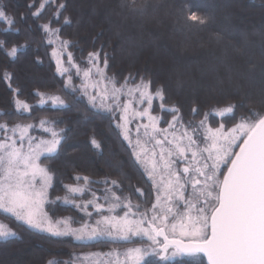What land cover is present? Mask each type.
<instances>
[{
    "label": "trees",
    "instance_id": "obj_1",
    "mask_svg": "<svg viewBox=\"0 0 264 264\" xmlns=\"http://www.w3.org/2000/svg\"><path fill=\"white\" fill-rule=\"evenodd\" d=\"M0 3L9 17L15 19L11 26L0 21V40L6 41V46L0 49V123L12 126L44 119L59 130L61 143L57 151L41 159L55 175L51 187L53 199L67 192V184H78L87 185L85 198L93 197V191L105 189L122 199L127 197L133 206L148 208L155 191L132 146L117 127L118 112L92 107L74 72V80L77 79L73 88L77 87L82 94L67 87L65 76L57 71L53 44L49 43L43 25L58 30V36L69 42V51L81 65H87L89 53H97L101 65L105 67L107 63V77L117 85L131 74L136 83L141 77L151 81L152 92L163 89L166 99H155L153 109L160 115L163 127L172 120L169 109L173 106L179 108V115L187 124L198 122L203 112L213 106L239 104L242 96L237 94L238 88L241 93H251L245 104L252 107L264 92V0H149L151 6L144 15L121 8V0H0ZM41 3L44 8H40ZM61 3L66 7L60 8ZM189 10L206 17L205 24L186 20ZM37 12L39 15H33ZM13 46L18 51L15 57H10L7 52ZM227 69H231V81ZM5 73L11 78L6 79ZM38 93L60 96L66 103L39 104ZM16 99L26 102L29 110H17ZM193 107H198L201 115L194 116L190 111ZM245 111L239 110L237 119ZM221 119L212 116L209 123L217 126L213 121ZM93 138L100 148L92 145ZM77 176H86L89 182L77 181ZM113 180L117 181L115 185ZM108 203L109 200L105 202ZM48 210L54 218L70 214L75 223L84 220L80 210L71 204L53 200ZM0 217L18 232L0 239V254L4 252L10 260L8 264H47L51 259L65 264L75 252L107 250L141 241L80 242L35 230L2 211ZM200 260L207 264L203 256ZM144 264H197V258L184 255L162 261L152 256Z\"/></svg>",
    "mask_w": 264,
    "mask_h": 264
},
{
    "label": "snow or ice",
    "instance_id": "obj_2",
    "mask_svg": "<svg viewBox=\"0 0 264 264\" xmlns=\"http://www.w3.org/2000/svg\"><path fill=\"white\" fill-rule=\"evenodd\" d=\"M150 6L149 0H121L120 3L121 8H127L134 15H144ZM44 7L45 4L41 3L40 8ZM59 7L63 9L66 6L61 3ZM180 11L183 13L184 9L181 8ZM33 15H39V12ZM186 20L203 25L206 17L189 10ZM0 21L9 26L15 23L2 3ZM68 22L65 20V23ZM42 27L50 37L57 35L58 30L52 29L49 24ZM216 38L219 40L221 37L217 34ZM53 42L49 39V43ZM68 44V41L61 40L60 52L53 50L52 53L57 60V71L61 73L67 71L63 68L60 55ZM5 46L6 41L0 40V49ZM17 51V47L13 46L7 55L15 57ZM97 57V53H89V60L96 67V74L107 80L112 87L109 89L105 86L102 94L92 95L88 92L89 84L85 82L82 84L83 93L88 96L94 108L99 100L100 108L112 113L122 110L119 119L123 123L117 124V127L123 130L124 139L129 140L130 144L128 123L132 101L147 104L142 111L133 110L132 115L147 117L149 123L143 125L144 135L161 146V163L155 159V152L149 157L139 138L134 145V155L145 164L156 191L155 202L144 211H139L141 206L137 204V211L134 212L127 197L122 199L113 193L111 198L105 196L109 200L106 211L110 215H103L104 204L94 205L102 215V219L96 220L95 226L85 223L80 228H73L68 219L52 220L39 211L52 181L50 170L41 163V156L57 151L61 143L60 134L55 129H45L50 132L51 139L37 140L29 135V129L33 127L31 124L16 123L9 127L7 123H0V132L4 133L0 137V211L23 221L31 228L50 232L55 236L72 235L78 240L108 236L123 241L132 237L146 238L147 243L129 248L122 254L108 253L109 256L115 254V264H144L149 255L158 256L162 261L188 255L196 257L197 264H203L201 254L206 257L207 264H264V92L254 101L256 106L252 107L245 104L251 98V93H241L238 88L237 94L242 96L239 104L213 106L209 111L203 112V117L198 122L188 121L186 125L179 115V108L173 106L169 109L172 113L169 129H173L172 139H169L168 129H159L158 118L150 111L154 96L161 101L166 99L163 89L157 88L153 93L150 91L151 81L141 77L140 82L136 83L131 74L117 87L116 82L96 65ZM68 60H72L71 53L68 54ZM227 71L231 81V69ZM83 75L85 81L89 80L91 69L85 70ZM5 78L11 77L5 73ZM99 83L97 81L91 86L97 87ZM129 84L133 86L129 87ZM125 90L131 99L121 104L120 95ZM38 95L43 104L44 94ZM109 98L111 103H108ZM50 99L53 104H64L59 96H52ZM15 105L17 110L25 112L30 108L20 99L15 100ZM160 107L163 110L164 104ZM241 109L246 111L237 119L236 113ZM190 111L194 116L201 115L198 107H193ZM212 116L223 119L213 121L217 126H212L209 123ZM44 123L45 121H41V125ZM177 124L183 128L179 136L175 132ZM149 128L151 132L148 131ZM9 132L11 135H8ZM161 133L164 134L163 139H156V135ZM91 143L100 148L95 138ZM165 144L168 145L167 148L163 147ZM181 163L182 169L178 167ZM75 179L89 182L86 176H77ZM116 183L117 181H112V184ZM66 187L70 194H83L86 191L78 184ZM93 198L97 199L95 193ZM90 203L92 201L76 206L86 210ZM124 208L127 211L120 215L117 209ZM88 215L90 217L91 213ZM14 235L11 228L0 222V238L7 239ZM48 264L58 262L50 260Z\"/></svg>",
    "mask_w": 264,
    "mask_h": 264
},
{
    "label": "rangeland",
    "instance_id": "obj_3",
    "mask_svg": "<svg viewBox=\"0 0 264 264\" xmlns=\"http://www.w3.org/2000/svg\"><path fill=\"white\" fill-rule=\"evenodd\" d=\"M47 34H48V40L52 39L54 41L52 43L53 44V50H56L57 52H60L61 40L62 39L58 36V34L56 36H53V37H50L48 32H47ZM69 53H71V52L69 51L68 46H67V48L64 49L62 54L60 55V59H61V61L63 63V68L67 69L66 72H63V73L60 72V73L65 76L66 81H67L66 85H67V87L69 89H71L73 91H79L77 87L73 88V83L76 81L77 78H75V80H74V76L72 75V72H74V74H76L78 76V78H79L78 79L79 88L81 89L82 92H83L82 84L85 83V82L89 84L88 92L90 94H92V95H96L97 93H101L102 94L105 86H107L109 89H111L112 85L109 84L107 80L102 79L100 76H98L96 74V67L93 66V63L89 60V58H88L87 65L83 66V65H81L79 62H77L74 59L72 54H71L72 60L69 61L68 60V54ZM54 58H55V61H56V64H57L56 57H54ZM99 60L100 59H99V56H98L96 61H95V63L100 69L103 70L104 74L107 76V74L105 72V67L103 65H101ZM87 69H91V78L89 80L85 81L83 73ZM97 81H100L99 85L97 87H92L91 85L95 84ZM116 86L120 87V85H117V84H116ZM128 86L132 87L133 85L129 84ZM150 91H151V89H150ZM43 94H44V101H45L44 103L51 102V105H53V106L58 105V104H53L51 99H50V97L57 96V95L45 94V93H43ZM136 96L138 97V93L136 94ZM86 97L88 98V96H86ZM61 99L64 101V104H65L66 101L63 98H61ZM130 99L131 98L129 96H127V94H126V90H125L124 93H122L120 95V103L121 104L127 103ZM155 99H158L160 101L159 98L154 96L152 107H151V110H150L151 114L158 118L157 127L159 129H168V138L172 139L171 133L173 132V129H169V124L167 126H165V127L161 126L160 125V120H161L160 115L156 114L153 111ZM111 102H112L111 98H109L108 103H111ZM39 104H41L40 101H39ZM145 107H147L146 103L145 104H139V103H137L136 100L132 101L130 114H129V123H128L129 137L131 139V144L129 143V140H127V141L132 146L133 151H134V145L136 144L137 138H139L141 140V143L143 144V146L147 149L149 157H151L152 153L155 152L156 153L155 159L157 160L158 163H161L159 161V153H160L161 146L156 145L155 140H151L149 137H146L144 135L145 129L143 128V125L149 123L147 117H140V116L132 115V111L133 110L142 111ZM97 108H100L99 107V100L97 101ZM105 110H107V109H105ZM116 112H118V115L120 117V115L122 113V110H117ZM114 114H116V113H114ZM41 121H45V123L43 125H41ZM121 123H123V121H121L118 118V124H121ZM20 124H23V123H20ZM27 124L33 125V127L29 129V135L31 137L36 138L37 140L51 139L50 132L45 131V129H55L60 134L59 130H57L54 126L50 125L44 119L40 120L38 123H27ZM184 124L186 125V123H184ZM9 127H11V126H9ZM137 127H139V133H137ZM182 130H183L182 126L180 124H177L176 125V129H175L176 135L179 136L180 133L182 132ZM121 131H122V134H123V130L122 129H121ZM148 131L151 132V129L149 128ZM3 135H4V133L0 132V137H3ZM8 135H11V132H9ZM163 135H164L163 133H161L159 135H156V139H163ZM123 136H124V134H123ZM60 137H61V135H60ZM26 144H27V141H25V146H26ZM163 147L167 148L168 145L165 144V145H163ZM136 150L138 151L139 149H136ZM45 155H50V154H45ZM45 155H42L41 159ZM135 158H136V156H135ZM136 160H137V158H136ZM137 161L143 166V168L146 171L145 164L142 163L140 160H137ZM41 163L49 169V167L45 163H43L42 160H41ZM178 167H180L182 169L183 164L182 163L179 164ZM50 173L52 175L51 185H50V187L47 190V198L43 202L42 206L39 209L40 212L45 213L52 220L68 219L70 221L71 226L73 228H80L85 223L90 225V226H95L96 220L102 219V215L97 212V210H96V208L94 206L95 204H104L105 211L103 212V215H110V213H108L106 211V209L109 207V203L105 204V202L107 201L105 199V196L107 195L109 198H111L113 193H109L105 189L102 192H99V191L96 192V191L92 190L93 193H95V197L97 199L94 200V198L92 196L90 198H85L84 194L88 191L87 185H80V186H82V187H84L86 189V191L83 194H81V193L70 194L67 191L65 194L58 195L57 197H55L53 199L51 197V187H52V184L54 182L55 175H54V173L51 170H50ZM146 173H147V171H146ZM147 175H148V173H147ZM68 185H71V184H67V186ZM154 191H155V189H154ZM66 196L68 197V199H65ZM155 196H156V191H155ZM53 200L56 201V202H61V203H65V204H71V205H74L75 207H77L76 206L77 204L82 205V204H85L86 202H89V201H92V203H90L88 205L86 210L83 209V208L77 207L80 210V212L82 213V216L84 215V220H81L79 223H75L74 220H73V217L70 214L62 216V217H58V218H54L51 215V212L48 210V204L51 201H53ZM73 201H75V203H73ZM153 202H155V197H154L152 203ZM125 203H127V201H125ZM131 204L133 206L132 202H131ZM135 206H136V204L132 207V210L134 212L137 211ZM144 210H145V208H141V207L139 209V211H144ZM117 211L120 213V215H123V211H127V208H124L123 210L117 209ZM88 213H91L90 217H89ZM150 214L151 213H149V215ZM0 222L4 223L9 228H11V230L15 233V235L18 234L17 230L14 227L10 226V224L8 222H6L2 217H0ZM21 222H23V221H21ZM33 229H35V228H33ZM35 230H38V229H35ZM38 231H41V230H38ZM42 232H45V233L53 235L50 232H46V231H42ZM67 236L72 237L74 240L80 241V242H89V241H94V240H97V239L120 240V239H113L112 237H108V236H101V237H98V238H95V239L85 238V239H82V240H78V239H76L75 236H72V235H67ZM9 237H12V236H9ZM60 237H64V236H60ZM0 239H3V238H0ZM135 239H139L141 241L137 242V243H134V244L127 245V246H119V247L113 246V247H111V248H109L107 250L90 249V250H86V251H82V252H75L74 255H73V258L67 260L65 262V264H115V259H116L115 254H122L129 248L139 247L143 243H147L146 238H141V237H132L130 240H135ZM120 241H123V240H120ZM37 244H40V243H37ZM108 253H115V254L112 255V256H109V255H107ZM93 254H99V255H93ZM152 256H154V255H149L148 257L145 258V260L147 258H149V257H152ZM51 260L55 261V259H51ZM121 260H123V255H121ZM9 261L10 260L6 257V255H4V252H2V254H0V264H8Z\"/></svg>",
    "mask_w": 264,
    "mask_h": 264
},
{
    "label": "water",
    "instance_id": "obj_4",
    "mask_svg": "<svg viewBox=\"0 0 264 264\" xmlns=\"http://www.w3.org/2000/svg\"><path fill=\"white\" fill-rule=\"evenodd\" d=\"M161 239H162V238H161ZM201 256H203V255L201 254ZM203 257H204V256H203ZM157 258L160 259L158 256H157ZM204 258H205V261H206V263H207L206 257H204Z\"/></svg>",
    "mask_w": 264,
    "mask_h": 264
}]
</instances>
